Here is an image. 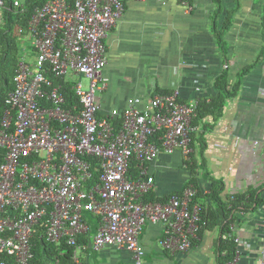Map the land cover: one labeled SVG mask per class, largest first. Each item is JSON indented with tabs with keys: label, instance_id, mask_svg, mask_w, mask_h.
<instances>
[{
	"label": "built area",
	"instance_id": "obj_1",
	"mask_svg": "<svg viewBox=\"0 0 264 264\" xmlns=\"http://www.w3.org/2000/svg\"><path fill=\"white\" fill-rule=\"evenodd\" d=\"M11 2L23 8L21 0ZM6 4L0 0L1 9ZM124 11V0H48L26 34L14 29L34 55H20L0 120V264H34L35 240L77 249L90 230L87 213L99 219L94 249L126 250L134 264H143L140 234L147 224L163 227L162 245L172 253L190 251L199 239L193 184L167 201H145L154 190L149 168L160 154L180 151L191 161L198 104L172 91L155 95L151 109L133 98L101 115L97 99L109 88L105 40ZM64 86L75 103H68ZM50 260L59 263L57 256Z\"/></svg>",
	"mask_w": 264,
	"mask_h": 264
},
{
	"label": "crops",
	"instance_id": "obj_2",
	"mask_svg": "<svg viewBox=\"0 0 264 264\" xmlns=\"http://www.w3.org/2000/svg\"><path fill=\"white\" fill-rule=\"evenodd\" d=\"M219 1L124 0V15L105 40L109 88L97 101L102 116L122 110L133 98L142 100V109H151L155 95L172 91L179 92L181 102L198 104L202 98L217 97L215 83L225 72L233 84L243 70L250 69L238 95L226 102L221 114L208 115L194 125V153L188 165L180 151L162 153L150 165L154 190L145 201H160L193 184L204 197L197 202L216 211L217 204L210 199L214 182L226 203L254 192L256 202H246V210L240 206L231 224L235 240L242 243L235 264H264V0ZM3 16L0 8V30ZM229 16L231 27L221 46L217 31ZM85 217L90 230L78 239L75 264H134L126 250L113 246L95 250L99 219L90 213ZM163 238L161 225L143 227V264H221L219 243L227 235L223 225L210 228L185 253L166 250ZM45 260L53 264L50 258Z\"/></svg>",
	"mask_w": 264,
	"mask_h": 264
},
{
	"label": "trees",
	"instance_id": "obj_3",
	"mask_svg": "<svg viewBox=\"0 0 264 264\" xmlns=\"http://www.w3.org/2000/svg\"><path fill=\"white\" fill-rule=\"evenodd\" d=\"M6 1L7 7L4 10L3 16L4 25L2 30H0V80L2 82V85L0 87V118H2L5 109L6 97L12 89L11 81L15 74L20 57L16 44V40L18 37L14 36V29L16 26H20L24 29V34H26L29 21L31 20V17L36 8L41 7L48 0H25L23 8H15L11 0ZM217 3L220 4V1L217 0ZM231 21L232 16H229L225 25L221 28V30L217 31L216 36L221 46L225 44V36L227 31L231 27ZM249 71L250 69L243 70L237 76V79L233 84H230L229 76L226 72L220 78H218L215 84L216 88L219 91V94L211 101H207L205 98L200 99L197 107L198 114L194 119L193 124L197 125L199 121L203 120L204 117L208 115L218 117L221 114L222 109L225 107L226 102L228 100L234 99L238 95L242 84V79ZM65 88L66 89L64 92L68 103H75L77 99L75 98L73 91H71L69 87ZM152 140L156 141L157 137H154ZM1 161L2 152L0 151V162ZM135 168V164H132L130 173H132L133 175H137ZM95 176L97 177L98 174L95 173ZM195 185L197 186V184ZM179 192L180 191L176 193ZM220 192L221 187L219 183L214 182L210 192V199L217 204L216 211H212L211 209L206 210V207L203 208V206L197 202L201 198H204L202 195H200V190L197 191L196 196L193 198V202L198 203L201 206V221L199 224L200 229L198 231L199 239L201 235L204 234V231H207L210 228L214 229L216 226L223 225L224 233H226L227 238L224 240H220L219 252L222 257L221 264H227L234 259L238 246V243L236 242L231 229V224L234 221V213L239 209L240 206H243L241 209L246 210L248 208L244 207L246 205V202H250L253 205L256 202V194L252 192L250 193V197L248 198L246 197L247 195L236 198L234 197L231 200H228L229 202L226 203L220 197ZM169 198L170 195L166 196L164 199L159 200L161 202H164ZM195 242H197V240L194 241V244ZM33 252L35 255V259L33 262L34 264H44L45 256H48L51 259L57 256L59 259L58 264H75L73 260L74 247L67 246L64 242L59 247H55L53 245L47 244L44 241L42 243L35 240ZM60 253H64V255L61 256ZM54 264L57 263L54 262Z\"/></svg>",
	"mask_w": 264,
	"mask_h": 264
},
{
	"label": "rangeland",
	"instance_id": "obj_4",
	"mask_svg": "<svg viewBox=\"0 0 264 264\" xmlns=\"http://www.w3.org/2000/svg\"><path fill=\"white\" fill-rule=\"evenodd\" d=\"M16 44H17V49H18V53H19V56L22 54L26 55L27 57H31L30 55H34V52H33V48L31 47V43L29 40H27L25 37H22V39H19L17 38L16 40ZM33 59V58H31ZM84 85L85 87L87 86V82L84 81ZM53 264L54 262L51 261Z\"/></svg>",
	"mask_w": 264,
	"mask_h": 264
}]
</instances>
